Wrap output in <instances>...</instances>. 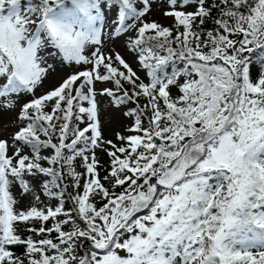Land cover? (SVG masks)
<instances>
[{
	"label": "snow or ice",
	"instance_id": "snow-or-ice-1",
	"mask_svg": "<svg viewBox=\"0 0 264 264\" xmlns=\"http://www.w3.org/2000/svg\"><path fill=\"white\" fill-rule=\"evenodd\" d=\"M0 264H264V0H0Z\"/></svg>",
	"mask_w": 264,
	"mask_h": 264
}]
</instances>
